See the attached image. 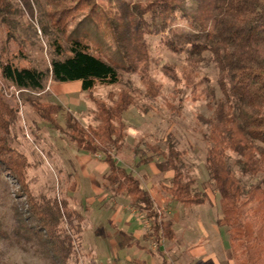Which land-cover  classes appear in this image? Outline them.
Listing matches in <instances>:
<instances>
[{
  "label": "trees",
  "instance_id": "1",
  "mask_svg": "<svg viewBox=\"0 0 264 264\" xmlns=\"http://www.w3.org/2000/svg\"><path fill=\"white\" fill-rule=\"evenodd\" d=\"M22 1L32 16L30 1ZM44 2L48 7L45 16L56 32L51 43L54 57L50 77L55 82H78L83 92H90L97 84H117L120 71L138 73L147 84L150 57L146 37L159 36L166 50L185 54L188 63L180 76L168 65L162 71L176 84L183 80L191 94L201 100L205 96L197 92L191 75L193 67L202 62L203 53L209 54L222 98L211 108L212 116H199V121L206 127L205 166L220 197L219 225L227 228L234 264H264V102L257 97L261 82L256 76V68L264 67V59L248 61L244 67L237 52L246 44L255 52L264 41V0H105V5L97 4V0ZM9 9L8 2L0 0V19L4 22ZM180 19L187 22L188 31H174L172 23ZM237 21L243 22V39L228 30ZM244 68L250 72L242 73ZM0 77L21 92L39 93L47 75L37 67H18L0 57ZM131 102L126 92L110 105L97 102L100 125L96 128L83 127L69 113L64 122L69 140L78 149L103 155L112 195L127 197L130 207L145 215L151 225L148 237L158 242L172 237V222L158 214L137 176L115 160L125 138L122 114ZM27 103L39 118L53 123L61 111L55 104ZM18 116V108L0 93V174L16 183L17 196L25 201L21 210L15 208L17 240L32 242L35 252L56 264H80L83 216L65 196L31 192L27 174L30 163L12 145L10 132ZM165 146L160 153L163 159L155 164L163 174L172 172L168 186L163 187L167 203L174 201L184 207L206 203L207 193L193 188L171 137ZM152 160L147 157L143 161ZM245 177L255 180L246 185L242 181ZM0 237L6 238L1 223ZM163 264H167L165 259Z\"/></svg>",
  "mask_w": 264,
  "mask_h": 264
},
{
  "label": "rangeland",
  "instance_id": "2",
  "mask_svg": "<svg viewBox=\"0 0 264 264\" xmlns=\"http://www.w3.org/2000/svg\"><path fill=\"white\" fill-rule=\"evenodd\" d=\"M29 1L32 16L22 0H6L10 9L6 21L0 19V57L11 60L18 67L34 66L43 70L47 75L45 87L39 93L21 92L0 77V93L19 110L10 133L14 137L12 145L30 163L27 174L31 192L34 195L65 196L70 205L86 218L87 239L84 241L82 234L80 264H106V259H112V252L117 250L115 246L123 247L128 240L118 236V229L109 224H101L99 231L95 232L93 228L96 226L88 225L90 219L101 223L104 216H113L116 209L107 198L112 191L103 173L108 174V171H104L102 167L106 166L101 164V168L94 169L96 162H103V155L80 150L69 140L64 118L69 113L83 127L96 128L100 125L97 102L110 105L122 92L128 93L132 102L122 114L125 138L121 151L115 155L116 162L135 175L141 172L140 168L163 159L160 153L166 150V139L171 137L180 152L185 174L193 180V188L205 191L210 198L208 207L215 206L219 212L220 197L211 186L205 166L206 127L199 121V116L211 117V108L222 98L217 72L209 54L203 53L202 62L193 67L191 75L197 92L205 96L201 100L191 94L190 86L183 80L176 84L162 71L168 65L180 76L188 63L185 54L175 55L166 50L160 44L159 36L146 37L150 57L147 84L138 73L120 71L117 84H97L90 92H83L78 82L61 83L51 79L49 68L54 57L51 43L56 32L45 16L48 7L44 0ZM104 1L97 0V4L105 5ZM127 1L144 3L146 0ZM42 26L46 27L45 30ZM172 28L176 32L189 30L187 22L181 19L173 22ZM228 30L239 39L244 38L242 21L232 24ZM258 33L261 35L262 30ZM92 49L97 54L96 49ZM237 52L245 67L248 61L253 63L264 59V41L255 52H251L247 44ZM241 72L249 73L250 70L244 68ZM256 76L261 82L257 97L264 102V67L257 66ZM27 101L55 104L61 107V111L54 116V123L45 121L34 113ZM147 157H153V160L145 163L143 160ZM170 178L171 172L158 174L152 180L150 174L147 178L142 177L144 186L150 188L153 185L161 197L165 194L159 187L162 183L169 184ZM254 180L242 178L246 185ZM17 189L8 175L0 174V223L7 238L0 237V264H56L51 258L35 252L32 242L17 240L15 208L21 210L25 202L18 198ZM97 195L104 198L100 200ZM175 203L173 208L176 212L183 209L181 204Z\"/></svg>",
  "mask_w": 264,
  "mask_h": 264
},
{
  "label": "crops",
  "instance_id": "3",
  "mask_svg": "<svg viewBox=\"0 0 264 264\" xmlns=\"http://www.w3.org/2000/svg\"><path fill=\"white\" fill-rule=\"evenodd\" d=\"M96 164L97 166L94 169L101 168L103 165L106 166L102 161H98ZM102 168L108 171L107 166ZM139 170L141 172L135 173V176L150 194L158 214L172 222L173 235L170 239L161 238L158 242H155L151 236L148 237L151 225L146 220L145 215L130 207L127 197L109 195L107 198L112 201V208L116 207L113 216L110 215L109 218L104 216L105 221L102 218L101 223L90 219L88 225H95L96 227L93 228L95 232L99 231L101 224H109L118 229V236H122L123 239L128 241L123 247L121 245L115 246L117 250L112 252V259H106V264H163V259L166 260L167 264H234L227 228L219 225L222 217L221 210L218 212L215 206L208 207L210 205L209 196V200L202 205L190 207L181 205L183 209L176 212L173 208L176 206L174 201L167 203L166 195L161 197L159 192L153 188V185L150 189L143 184V176L147 178L150 174V180H152L158 174H163L159 172L156 164H148ZM90 172V174H94L93 171ZM103 174L105 177L108 175L105 172ZM166 186L168 184L162 183L159 188L163 191V187ZM97 196L100 200L104 198L102 195ZM91 202H94V200ZM92 209L94 208L92 207ZM82 216L84 222L81 240L83 234L85 241L87 239L85 237L87 229L84 228V225L87 221L83 214ZM118 247H120V250H118ZM124 248L125 250H123Z\"/></svg>",
  "mask_w": 264,
  "mask_h": 264
}]
</instances>
